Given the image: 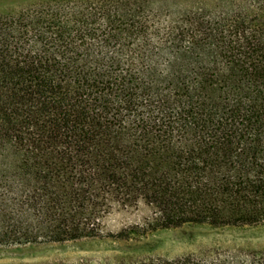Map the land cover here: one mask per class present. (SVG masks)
Wrapping results in <instances>:
<instances>
[{"label": "trees", "instance_id": "16d2710c", "mask_svg": "<svg viewBox=\"0 0 264 264\" xmlns=\"http://www.w3.org/2000/svg\"><path fill=\"white\" fill-rule=\"evenodd\" d=\"M22 15L0 21V244L95 237L111 204L139 199L154 229L264 222V33L246 34L234 15L209 34L208 69L180 74L179 50L155 79L157 61L137 66L114 48L128 34L104 51L78 19Z\"/></svg>", "mask_w": 264, "mask_h": 264}, {"label": "rangeland", "instance_id": "374dc122", "mask_svg": "<svg viewBox=\"0 0 264 264\" xmlns=\"http://www.w3.org/2000/svg\"><path fill=\"white\" fill-rule=\"evenodd\" d=\"M34 7L36 11L27 16L26 11ZM239 14L244 18L236 22L240 30L264 33V0H0V21L21 19L20 15L31 21L51 15L78 19L93 29V35L87 37L96 38L98 49L104 51L108 45L113 48V41L109 42L113 35L128 34L121 38L123 45L114 44V48L137 66L157 61V71L148 72L155 79L156 73H172L167 65L179 50L176 66L180 74V64L195 67L189 78L197 75L196 67L208 69L216 60L209 34L214 28L231 29L229 24L235 19L231 17ZM208 18L218 23H208ZM170 31L175 35L165 36ZM58 53L57 59L64 60L60 50ZM223 71L227 73L225 68ZM232 92L237 93L235 89ZM197 94L208 96L205 91ZM179 95L175 107L185 114L187 98L182 92ZM234 123L232 129H246L247 123L239 117ZM247 128L249 132L259 129L255 124ZM153 215L152 207L142 199L131 205L113 203L101 218L100 235L65 242L2 243L0 264H134L156 258L178 264H264V222L225 226L187 223L154 229L149 225ZM123 229L128 231L126 239L110 236Z\"/></svg>", "mask_w": 264, "mask_h": 264}]
</instances>
